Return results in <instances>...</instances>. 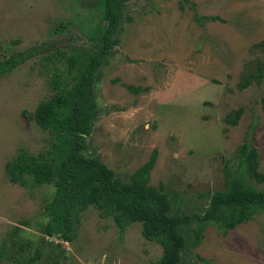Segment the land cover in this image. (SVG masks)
<instances>
[{"label": "rangeland", "instance_id": "1", "mask_svg": "<svg viewBox=\"0 0 264 264\" xmlns=\"http://www.w3.org/2000/svg\"><path fill=\"white\" fill-rule=\"evenodd\" d=\"M104 25L97 0H0V60L39 44L47 55L92 52ZM113 38L93 84L96 114L83 155L126 182L155 150L147 185L166 196L170 215L186 219L177 264H264V211L226 233L198 220L244 142L264 173V71L238 89L254 62H264V0H127ZM52 65L65 59L50 56L46 71L34 57L0 78V264H154L160 247L142 238L139 224L119 237L92 207L78 211L69 243L47 237L53 188L6 179L4 164L17 150H45L32 113L51 94Z\"/></svg>", "mask_w": 264, "mask_h": 264}, {"label": "trees", "instance_id": "2", "mask_svg": "<svg viewBox=\"0 0 264 264\" xmlns=\"http://www.w3.org/2000/svg\"><path fill=\"white\" fill-rule=\"evenodd\" d=\"M125 1L97 0L105 25L99 33L96 50L68 57L54 51L55 57L65 59V65L50 66L47 85L51 94L39 101L32 113L34 125L46 134L45 150L36 155L17 150L4 164V174L9 183L21 187L31 180L37 186L53 188L52 198L44 206L49 217L43 230L47 237L56 236L69 243L78 211L92 207L102 217L112 220L119 237L131 224H139L142 238L160 247V257L154 264H177L187 241L179 226L186 219L170 215L166 196L147 185L155 150L126 182L115 177L98 160L83 155L85 138L96 114L93 84L102 60L116 45L113 36ZM193 19L198 23L217 20L214 17L198 19L195 15ZM47 52V45L39 44L9 54L0 60V78L8 77L34 57L47 71V62L53 56ZM263 71L264 62L255 61L253 73L242 79L238 89L260 78ZM127 89L133 93L142 91L130 86ZM262 102L264 108V98ZM237 117L238 112L227 122L234 125ZM205 197L208 207L198 220L214 225L221 233L264 211V173L258 170V154L248 141L238 150L236 166L225 171L223 188ZM200 237L199 229L192 245H197Z\"/></svg>", "mask_w": 264, "mask_h": 264}]
</instances>
